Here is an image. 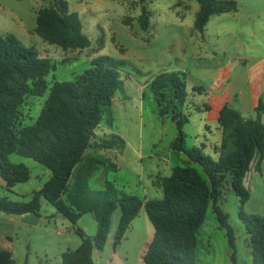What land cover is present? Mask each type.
<instances>
[{
  "label": "trees",
  "instance_id": "obj_1",
  "mask_svg": "<svg viewBox=\"0 0 264 264\" xmlns=\"http://www.w3.org/2000/svg\"><path fill=\"white\" fill-rule=\"evenodd\" d=\"M195 1L200 5L194 23L196 32H203L212 16L239 9L236 0ZM68 3L55 0L50 7L39 9L36 33L64 51H84L92 43L82 30L79 14L71 12ZM139 21L143 29L149 28V13L145 9ZM123 67L122 61L101 56L74 80L54 79L50 87L47 78L57 69V63L42 58L35 48L26 47L14 34L0 37V173L6 190L12 193L17 184L32 177L25 164H12L11 155L33 159L52 173L29 201L2 198L0 211L11 216L39 215L45 200L73 225H78L83 216L93 215L98 223L95 236L89 237L76 228L81 245L63 253L61 264H95L93 252L106 249L115 220L118 226L114 243L118 248L145 209L155 229L143 263L199 264V231L212 207L226 230L231 263L237 264L235 231L229 224V215L219 204L227 184L240 200L239 218L247 232L252 262L264 264V215L244 211L251 197L244 186L246 173L255 158L258 169L264 163L262 99L255 109V118H245L229 104L223 107L217 120L222 140L214 159L199 148L189 149L185 145L184 126L190 117L183 112L189 96L184 75L172 72L158 75L152 82V92L161 115L171 113L177 127L179 135L172 144L173 152L184 154L187 160L175 167L170 177H157L154 186L162 188V200L128 195L109 183L95 195L88 193L87 182L104 165L89 151L114 150L124 144L119 136L98 139L97 135L120 89ZM47 91L48 97L35 123L24 125L22 109L27 99L40 98ZM0 264H16L12 253L0 249Z\"/></svg>",
  "mask_w": 264,
  "mask_h": 264
},
{
  "label": "rangeland",
  "instance_id": "obj_2",
  "mask_svg": "<svg viewBox=\"0 0 264 264\" xmlns=\"http://www.w3.org/2000/svg\"><path fill=\"white\" fill-rule=\"evenodd\" d=\"M66 1L70 11L79 14L82 30L92 43L90 48L64 51L36 33L38 10L50 7L55 0H0V37L14 34L26 47L35 48L42 58L56 62L57 69L47 78L50 87L54 79L74 80L101 56L124 63L118 94L97 130L98 139L119 136L124 144L114 150L89 151L104 165L87 182V191L95 195L109 183L128 195L162 200L163 190L154 186V182L157 177H170L172 170L183 165L187 157L172 150L179 133L171 113L161 115L152 82L165 72L184 75L189 96L183 112L190 117L184 126L185 145L189 149L199 148L216 159L210 142H217L222 132L213 112L206 111L209 103L214 104L207 94L215 78L225 79L223 87L233 82V77L244 66L241 59L248 60L251 70H259L264 65V0H236L237 12L212 16L203 32L195 30V17L200 7L195 0ZM143 9L149 13L147 29H143L139 21ZM229 71L232 73L230 79L226 78ZM48 93L27 99L22 109L24 125L35 123ZM229 105L233 107V103ZM9 158L12 164L23 163L29 167L32 177L26 183L17 184L12 193L6 190L0 177V201L4 197L13 202L29 201L33 192L49 181L52 173L33 159L17 154ZM256 173L254 170L248 177L250 182ZM259 181L264 183V179ZM228 187L227 184L223 187L219 204L229 215V224L235 231L237 264H253L247 232L239 218L240 200ZM256 199L244 211L263 216L264 208ZM37 216L44 217L45 221L35 228L19 221L18 216L11 220L10 215L0 211V245L8 247L6 233L14 232L17 235H13L9 248L16 264H59L60 251L78 249L81 239L72 231L62 237L58 235L62 230L59 214L48 201H43ZM95 220L89 214L77 226L92 237L91 227H95ZM117 226L116 219L111 237ZM154 229L142 209L124 245L131 264L137 263L144 243L153 240ZM225 232L211 207L199 231V264H232ZM98 257L96 253L95 259Z\"/></svg>",
  "mask_w": 264,
  "mask_h": 264
},
{
  "label": "crops",
  "instance_id": "obj_3",
  "mask_svg": "<svg viewBox=\"0 0 264 264\" xmlns=\"http://www.w3.org/2000/svg\"><path fill=\"white\" fill-rule=\"evenodd\" d=\"M241 61L244 66L242 70L238 71L237 75L233 77V82H230L228 87L221 86V84L225 82L224 78L221 77L215 78V80H213L212 90H210V92L207 94V98L210 101L214 100V104L209 103L207 105L208 108H206L207 109L206 111L208 114L213 112L216 121L219 120L220 112L223 109V107L226 104H231V103H233V107L237 109L239 112H241L245 118H255L256 117L255 109L259 103V100L262 99L264 101V65L259 70H251L249 69V62L247 59H241ZM231 75L232 73L229 71L228 74L226 75L227 76L226 78L230 79L229 76ZM215 81H220V85L218 87L214 85ZM231 88H233L232 91ZM262 122L264 123V117ZM221 140H222V135L217 142L215 143L210 142V148L214 151L216 159H217V155L215 149L219 145ZM205 148H207V145H205ZM254 170L257 173L254 176L253 181L250 182L248 180V177L254 174ZM263 173H264V163L260 167V169H258V158H255L244 178L245 189L250 193L251 196L250 200L246 205V208L249 206V204L252 202V200L255 197L257 198L256 199L257 203L264 208V183L259 181V179H264ZM0 177H2V175ZM41 189L42 187L38 191H40ZM14 217L16 216H11V220H14ZM18 217H20L19 221H22V223L29 224L30 226H33L35 228L39 227V225H41L43 221H45L44 217L41 216L39 218L37 215H34L33 213L24 214ZM83 217L80 219L79 223L82 221ZM59 218H60L59 222L62 225V230L58 232L59 236L62 237L64 236L65 233L68 234L70 231L75 232L76 228L80 229L77 225H73L63 215L59 214ZM135 221L133 222L132 227L127 232L126 238L123 241L122 245H120L118 248L115 247L114 235H113L112 237L111 236L109 237L107 247L103 252H99L98 250H96L97 252H93V259L95 264H131L128 257L129 252L127 251L125 252L124 245L127 240L129 241V233L131 229L134 228ZM13 224H10V226H12ZM94 225L95 227L94 226L91 227L92 228L91 230L93 232L92 237L95 236L97 232L98 223L96 222V224ZM14 234L16 233L10 231L6 233V239L9 242L8 247L4 245L3 246L0 245V249L8 250L9 252L12 253V255L13 252L10 250L9 247H11L13 244ZM70 240L71 238L68 237V241ZM151 242L152 240L151 241L149 240L144 243L143 251H140L136 264H144L143 255L145 251H147L148 246L150 245ZM67 251H70V248L60 251L59 264H61V257L63 253ZM96 253L99 255V257L95 259Z\"/></svg>",
  "mask_w": 264,
  "mask_h": 264
},
{
  "label": "built area",
  "instance_id": "obj_4",
  "mask_svg": "<svg viewBox=\"0 0 264 264\" xmlns=\"http://www.w3.org/2000/svg\"><path fill=\"white\" fill-rule=\"evenodd\" d=\"M214 85H215L216 87H218V86L220 85V81H215V82H214Z\"/></svg>",
  "mask_w": 264,
  "mask_h": 264
}]
</instances>
